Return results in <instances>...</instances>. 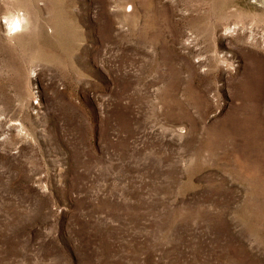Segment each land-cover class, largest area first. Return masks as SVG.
<instances>
[{"label": "rangeland", "instance_id": "rangeland-1", "mask_svg": "<svg viewBox=\"0 0 264 264\" xmlns=\"http://www.w3.org/2000/svg\"><path fill=\"white\" fill-rule=\"evenodd\" d=\"M0 264H264V0H0Z\"/></svg>", "mask_w": 264, "mask_h": 264}, {"label": "bare ground", "instance_id": "bare-ground-1", "mask_svg": "<svg viewBox=\"0 0 264 264\" xmlns=\"http://www.w3.org/2000/svg\"><path fill=\"white\" fill-rule=\"evenodd\" d=\"M20 22L21 19L19 17H16L13 21H11V24H13V28H17L20 25Z\"/></svg>", "mask_w": 264, "mask_h": 264}]
</instances>
